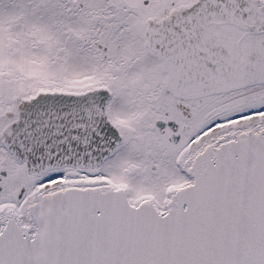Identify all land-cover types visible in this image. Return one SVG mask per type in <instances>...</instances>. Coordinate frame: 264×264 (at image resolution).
<instances>
[{"label":"snow or ice","instance_id":"obj_1","mask_svg":"<svg viewBox=\"0 0 264 264\" xmlns=\"http://www.w3.org/2000/svg\"><path fill=\"white\" fill-rule=\"evenodd\" d=\"M0 264H264V0H0Z\"/></svg>","mask_w":264,"mask_h":264}]
</instances>
